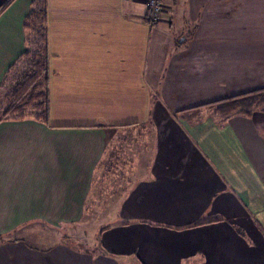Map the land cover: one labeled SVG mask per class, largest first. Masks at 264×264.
<instances>
[{
	"label": "crops",
	"instance_id": "obj_1",
	"mask_svg": "<svg viewBox=\"0 0 264 264\" xmlns=\"http://www.w3.org/2000/svg\"><path fill=\"white\" fill-rule=\"evenodd\" d=\"M33 1L0 0V83ZM162 2L46 0L47 121H0V264H264V0Z\"/></svg>",
	"mask_w": 264,
	"mask_h": 264
},
{
	"label": "trees",
	"instance_id": "obj_2",
	"mask_svg": "<svg viewBox=\"0 0 264 264\" xmlns=\"http://www.w3.org/2000/svg\"><path fill=\"white\" fill-rule=\"evenodd\" d=\"M46 17V0H34L23 23L25 48L0 83V121L24 118L47 121Z\"/></svg>",
	"mask_w": 264,
	"mask_h": 264
},
{
	"label": "rangeland",
	"instance_id": "obj_3",
	"mask_svg": "<svg viewBox=\"0 0 264 264\" xmlns=\"http://www.w3.org/2000/svg\"><path fill=\"white\" fill-rule=\"evenodd\" d=\"M8 85V83L6 84ZM257 91V90H255ZM246 92L242 95H246L244 96V98H239L238 100L236 99V103H226V104H220L219 105V110H222L223 113H232L235 112L237 110H239V108L241 109H247L250 107H253L255 103L259 102V100L256 97H252V93L255 92ZM241 96V95H239ZM260 103V102H259ZM257 103V104H259ZM0 104H1V99H0ZM256 105V104H255ZM109 178V177H108ZM106 179L104 180V184H103V188L104 190H111V187H114L113 184L110 183L111 179ZM100 222V218L97 217H87L86 220L84 221V223L81 225V227H79V229L74 232L75 237H78L79 240H85V241H91L92 240V234H94V230L96 228L97 222ZM96 223V224H95ZM97 227H99V225H97ZM73 234V233H72ZM71 239L73 237H70Z\"/></svg>",
	"mask_w": 264,
	"mask_h": 264
},
{
	"label": "built area",
	"instance_id": "obj_4",
	"mask_svg": "<svg viewBox=\"0 0 264 264\" xmlns=\"http://www.w3.org/2000/svg\"><path fill=\"white\" fill-rule=\"evenodd\" d=\"M146 16L151 24L157 23L162 15V0H146Z\"/></svg>",
	"mask_w": 264,
	"mask_h": 264
},
{
	"label": "water",
	"instance_id": "obj_5",
	"mask_svg": "<svg viewBox=\"0 0 264 264\" xmlns=\"http://www.w3.org/2000/svg\"><path fill=\"white\" fill-rule=\"evenodd\" d=\"M179 41H181V40H179Z\"/></svg>",
	"mask_w": 264,
	"mask_h": 264
}]
</instances>
